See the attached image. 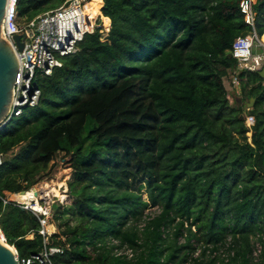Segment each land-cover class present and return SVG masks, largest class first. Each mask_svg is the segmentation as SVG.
Returning <instances> with one entry per match:
<instances>
[{
  "label": "trees",
  "instance_id": "trees-1",
  "mask_svg": "<svg viewBox=\"0 0 264 264\" xmlns=\"http://www.w3.org/2000/svg\"><path fill=\"white\" fill-rule=\"evenodd\" d=\"M53 1L20 0V19ZM241 1H99L109 35L86 34L38 80L39 106L0 130V230L20 258L56 248L54 264H264V80L238 73L251 128L224 84L250 32ZM254 10L262 36L264 0ZM58 154L73 200L54 206L43 236L45 216L17 200Z\"/></svg>",
  "mask_w": 264,
  "mask_h": 264
},
{
  "label": "built area",
  "instance_id": "built-area-1",
  "mask_svg": "<svg viewBox=\"0 0 264 264\" xmlns=\"http://www.w3.org/2000/svg\"><path fill=\"white\" fill-rule=\"evenodd\" d=\"M19 1L7 0L6 13L2 23L1 37L15 51L19 60V73L14 85L11 107L0 125V130L12 120L20 118L26 108L33 109L39 106L42 90L38 86V80L52 76L54 70L62 66L61 59L75 54L78 43L84 39L85 35L93 34L96 31L99 18L92 19L86 12L87 6L97 3L99 17H101L100 0H68L63 7L40 15L29 22L25 28H22L18 10ZM256 1L242 0L240 2V11L250 32L246 36L238 37L232 45L231 54L238 62L237 73L241 71L260 72L264 69V34L260 36L256 29L257 13L254 10ZM105 20L111 23L109 20ZM24 33L27 34L29 41H24V49L20 51L14 38L16 35ZM109 33L110 29H108L106 37ZM255 47H258L260 52H255ZM233 84L240 86L238 76L234 78ZM245 123L251 128L255 124L254 117L245 116ZM2 161L3 156L0 154V165ZM17 203L22 205L25 210L45 216L40 220L42 225L40 234L45 236L46 212L43 210L39 212L34 206H25L19 199ZM3 242L6 243L5 237ZM11 248L16 253L18 264H54V256L62 253L60 249L49 248L29 258H20L16 249Z\"/></svg>",
  "mask_w": 264,
  "mask_h": 264
},
{
  "label": "rangeland",
  "instance_id": "rangeland-1",
  "mask_svg": "<svg viewBox=\"0 0 264 264\" xmlns=\"http://www.w3.org/2000/svg\"><path fill=\"white\" fill-rule=\"evenodd\" d=\"M67 1L62 3V0H54L52 2L51 8L55 7L52 10H49L47 12H51V11H55L61 7H63L66 4ZM45 12V13H47ZM29 23V22H28ZM27 22H25L24 20L20 19V24L22 28H25L26 25L28 24ZM98 28L96 30H99V32L101 33V35L103 37H106V35L108 34V29H110V24L108 21H106L105 19L99 17L98 19ZM259 34V33H258ZM260 35V34H259ZM24 41H29V38H27ZM255 52H260V49L258 47H255L254 49ZM236 76H238L237 72H231V74L225 78L224 80V84L228 93V98L230 101V104L233 108L236 107V102H238L239 99H241V102L239 105L242 110H244V115H247V110H248V104L250 103L249 101L242 100V96L241 94V84L240 86H235L233 84L234 78H236ZM246 124V123H245ZM247 126V124H246ZM248 127V126H247ZM251 133L248 134V138H249V142L251 140ZM18 149H16L15 152H17ZM70 158H66L64 157L63 154H58L54 161L49 165V167L42 171L40 173V175L38 176L39 178H41V181L35 185L32 189H31V194L28 196L27 199L29 200H22L20 197V201H23V204L26 206H38V208L40 207L41 211L42 210L44 212H46V218H53V214H54V206L56 204H60L62 206H66L67 204L72 202V198L69 196V187H68V183L72 180V175H73V170L71 168V163L69 162ZM63 187H62V186ZM52 188H57L60 191V194L62 196L65 197L64 198H60L57 197L53 194L48 196L49 190L48 189H52ZM156 211H150V213H153L150 215V217H154L157 214L155 213ZM153 215V216H152ZM148 220V216H146L144 218V220H142L139 223V227L140 229H143L145 226V222ZM56 224H58L57 222H55ZM71 225H73L75 222L74 220H71L69 222ZM196 229L193 228V231H195ZM0 237H1V233H0ZM181 243H184L185 240L184 238H182L180 240ZM6 244V243H5ZM111 245L114 246H118V242L117 241H112ZM259 249V247H257ZM114 253L117 256H125L128 258H132V255L134 254L133 252H131L128 248L126 247H120L118 250H115ZM133 253V254H132ZM199 253V251H198ZM197 253V254H198ZM195 254V257L196 255ZM259 252L257 250L256 254L254 255L255 258H257ZM227 253L224 255L226 256ZM191 264V263H190Z\"/></svg>",
  "mask_w": 264,
  "mask_h": 264
},
{
  "label": "water",
  "instance_id": "water-1",
  "mask_svg": "<svg viewBox=\"0 0 264 264\" xmlns=\"http://www.w3.org/2000/svg\"><path fill=\"white\" fill-rule=\"evenodd\" d=\"M7 0H0V125L6 118L13 99L14 85L19 73V60L11 45L2 37V23L5 17ZM27 34L16 35L14 40L20 51L24 49V40ZM259 76L264 80V69ZM241 102V99L238 100ZM255 99H251L248 110L253 109ZM245 120V115L241 116ZM0 264H18L14 249L0 240Z\"/></svg>",
  "mask_w": 264,
  "mask_h": 264
},
{
  "label": "bare ground",
  "instance_id": "bare-ground-1",
  "mask_svg": "<svg viewBox=\"0 0 264 264\" xmlns=\"http://www.w3.org/2000/svg\"><path fill=\"white\" fill-rule=\"evenodd\" d=\"M97 6H98L97 3H93V4H90V5L87 6L86 12L92 17V19H98L99 18V12H98ZM48 190H49L48 196H50L51 194L53 196V194H54L55 196L60 197L61 199L62 198L65 199V197L60 194V191L57 188H52V189H48ZM23 195L24 194L20 195V197H21L22 200H29L26 197H24ZM34 208L37 211H39V212L41 211L40 207L38 208V206H34ZM0 233H1L0 240L3 241L4 240V235L1 232V230H0Z\"/></svg>",
  "mask_w": 264,
  "mask_h": 264
}]
</instances>
